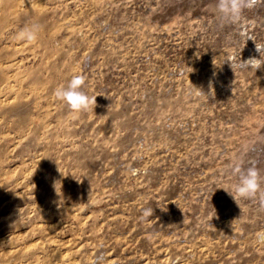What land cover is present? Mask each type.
Here are the masks:
<instances>
[{"label": "rangeland", "instance_id": "rangeland-1", "mask_svg": "<svg viewBox=\"0 0 264 264\" xmlns=\"http://www.w3.org/2000/svg\"><path fill=\"white\" fill-rule=\"evenodd\" d=\"M216 4L0 0V264H264V208L223 189L240 163L264 191V65L227 61L260 58L264 2ZM74 75L94 112L54 95Z\"/></svg>", "mask_w": 264, "mask_h": 264}, {"label": "clouds", "instance_id": "clouds-1", "mask_svg": "<svg viewBox=\"0 0 264 264\" xmlns=\"http://www.w3.org/2000/svg\"><path fill=\"white\" fill-rule=\"evenodd\" d=\"M262 2H264V0H217L216 10L219 13L221 21L238 25L241 23L245 10H251ZM39 31V24L33 23L30 26L26 25L18 32L17 39L29 44L34 43L38 39ZM256 51L259 53L260 58L250 57L246 61L240 59L238 64H235L231 60L227 61L230 62L232 69L239 67L241 69L253 70L256 72L264 65V59H262V56H264V46L256 44ZM199 55V52H197V58ZM84 84L85 77L83 75H74L66 85L58 86L54 92L56 98L61 101L74 116L87 113L90 110L94 112V108L96 107V97L98 95H87L86 92L83 91ZM209 89V95L214 96V89H212L211 81L209 83ZM232 174L238 176V182L233 184L230 190L226 188L223 189L233 198L235 203L240 207L241 200H258L261 208H264V191H261V177L256 166L253 164L246 170H242L241 164L235 163L232 167ZM153 211L154 209L151 207H144L141 209V215L143 218L148 219L153 215ZM257 242L264 243V239H261V235H258ZM96 264H99V261H97Z\"/></svg>", "mask_w": 264, "mask_h": 264}]
</instances>
